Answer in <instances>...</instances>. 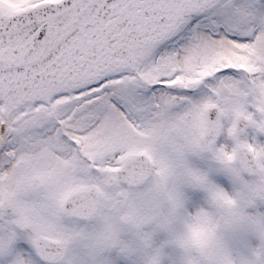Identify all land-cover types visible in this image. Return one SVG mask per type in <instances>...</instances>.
Masks as SVG:
<instances>
[{"label": "snow or ice", "instance_id": "6c2138e0", "mask_svg": "<svg viewBox=\"0 0 264 264\" xmlns=\"http://www.w3.org/2000/svg\"><path fill=\"white\" fill-rule=\"evenodd\" d=\"M0 264H264V0H0Z\"/></svg>", "mask_w": 264, "mask_h": 264}]
</instances>
